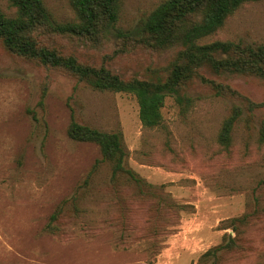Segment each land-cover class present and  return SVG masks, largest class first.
Listing matches in <instances>:
<instances>
[{
	"label": "rangeland",
	"instance_id": "1",
	"mask_svg": "<svg viewBox=\"0 0 264 264\" xmlns=\"http://www.w3.org/2000/svg\"><path fill=\"white\" fill-rule=\"evenodd\" d=\"M162 1L123 0L117 25L135 30ZM45 3L57 21L76 20L70 0ZM0 7L15 14L10 0ZM40 38L127 79L165 78L177 53L113 35ZM214 40L264 43V0L243 4L204 42ZM201 72L264 103L262 77ZM187 90L192 106L167 96L162 126L147 128L133 94L96 90L0 42V264H264V106L245 110L225 146L222 124L243 101L197 79ZM73 119L121 131L134 176L114 175L98 144L72 139Z\"/></svg>",
	"mask_w": 264,
	"mask_h": 264
},
{
	"label": "trees",
	"instance_id": "2",
	"mask_svg": "<svg viewBox=\"0 0 264 264\" xmlns=\"http://www.w3.org/2000/svg\"><path fill=\"white\" fill-rule=\"evenodd\" d=\"M10 1L16 9L14 15H8L0 7V42L8 51L35 59L45 66L63 68L96 90L133 94L144 127L162 126V108L167 96H172L185 110L192 106L195 98L187 90V84L194 79L211 87L217 95L237 96L244 103L235 105L222 124L218 139L225 146L231 144L235 125L245 110L252 116L254 110L264 106L239 94L231 85L208 78L201 72L208 68L219 76L232 73L264 78V43L204 42L243 4L258 0H164L135 30H123L117 25L123 0H70L76 20L68 22L57 21L45 0ZM43 33L77 35L96 41L113 35L124 42L155 49H176L177 53L165 78L134 76L127 79L106 65L81 63L75 56H66L43 45L40 38ZM68 134L74 140L98 144L101 160L111 163L114 175L126 172L134 176V171L125 167L127 150L121 131H104L73 119ZM258 139L264 144V117ZM52 217L55 219L57 214ZM49 228H53L52 223ZM234 246L235 241L231 239L209 249L203 256Z\"/></svg>",
	"mask_w": 264,
	"mask_h": 264
}]
</instances>
